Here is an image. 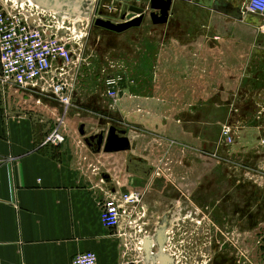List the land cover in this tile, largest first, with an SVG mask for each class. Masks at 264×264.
<instances>
[{
  "label": "crops",
  "instance_id": "0c3cea01",
  "mask_svg": "<svg viewBox=\"0 0 264 264\" xmlns=\"http://www.w3.org/2000/svg\"><path fill=\"white\" fill-rule=\"evenodd\" d=\"M248 1L172 0L167 25L176 4L200 5L207 9L209 21L208 32L202 37L214 43V47L224 46L223 51L228 53L230 43L236 38L234 23L247 30L260 23V20L257 21L260 15H251L246 11ZM32 2L49 13L48 19H55L52 33L58 27L59 37H76L75 40H85V34L80 37L82 32L77 35V27L90 24L91 16H97L95 11L102 2L108 6L104 9L107 13L116 9L118 4H125L123 0ZM131 2L134 3L133 0ZM143 2L148 4L151 0ZM236 13L239 14L234 19ZM241 14L247 17L241 18ZM197 27L194 21L192 25H184V30L180 31H191L195 35V31L197 34L201 32ZM260 27L264 28V23L257 25L256 29L260 31ZM189 37V40L183 38L180 41H198L193 35ZM179 55L182 60L183 53ZM100 72L97 75H105V70ZM120 74L123 73L117 72L116 76ZM119 85H124V81L121 80ZM96 99L76 100L79 106L75 103L74 109L72 107L66 113L51 94L35 90L17 92L0 83V264H71L77 255L87 252L95 253L99 264H130L136 253H127L125 248L127 220L124 218L116 229H107L100 219L104 201L115 191H145V198L151 204L148 223L144 222L139 231L132 229L139 236L137 240L141 243L139 250L143 254V264H187L184 259L174 257L168 249L169 234L176 233L187 224L194 228L197 235L193 238L196 253L189 264H264L263 189L250 182L240 185L251 195L246 196V211L242 209V213L234 214L231 209L229 215H223L225 220H229L226 226L223 225L225 228L212 227L204 239L200 222L202 214L206 216V213L200 209V199L199 203L193 197L186 202L184 196L176 197L162 190L164 183H160L162 180L154 182L155 170H152L151 160L138 156L139 145L136 142L130 139L135 144L131 151L110 154L95 153L85 145L80 132L82 126L87 136L104 133L98 131L99 111L88 108ZM62 116L68 128L66 143L44 146V141ZM105 132L107 134L109 130ZM103 174H109L111 182H106ZM202 191L199 188L195 193L205 194ZM205 196L210 203H214L213 197ZM228 202L232 208L235 202L233 191ZM154 217L155 226L151 222ZM206 217L214 218L213 215ZM138 224L139 221L135 223ZM146 239L152 241L150 253L144 249Z\"/></svg>",
  "mask_w": 264,
  "mask_h": 264
},
{
  "label": "rangeland",
  "instance_id": "374dc122",
  "mask_svg": "<svg viewBox=\"0 0 264 264\" xmlns=\"http://www.w3.org/2000/svg\"><path fill=\"white\" fill-rule=\"evenodd\" d=\"M143 4L148 8L151 2ZM261 16L257 18L260 23L248 30L234 23L236 38L228 53L224 46L214 47L202 37L208 32V11L197 4H176L169 25H155L147 14L140 27L122 33L96 26L98 15L91 16L90 24L77 27V35L82 32L80 37L85 34V40L71 41L75 61L81 58L72 109L80 100L98 98L88 106L99 111L103 130L98 127V131L111 127L126 132L128 139L139 145L138 156L151 160L153 180H162V190L184 196L186 202L193 197L199 203V198L202 213L214 216L209 219L202 214L204 239L212 227L225 228L229 220L223 215H229L231 209L234 214L246 211V196L251 195L240 185L250 182L264 190V28L256 29L264 23ZM194 21L199 34L180 31ZM192 35L198 41H180ZM100 70H105V75H97ZM117 72L123 73L124 85L118 86V98L112 99L107 95L108 81L119 77ZM199 188L213 197V204L205 194L195 193ZM231 191L232 208L228 202ZM133 193L142 200L129 211L138 214L125 215L122 220L128 222L127 239L135 247L139 236L132 229L139 231L148 223L151 204L145 191ZM195 236L188 224L169 234V252L174 257L180 255L172 247L175 244L181 260L191 263L196 253Z\"/></svg>",
  "mask_w": 264,
  "mask_h": 264
},
{
  "label": "built area",
  "instance_id": "2783aa9c",
  "mask_svg": "<svg viewBox=\"0 0 264 264\" xmlns=\"http://www.w3.org/2000/svg\"><path fill=\"white\" fill-rule=\"evenodd\" d=\"M245 9L249 14L261 16L264 14V0H249ZM47 14L31 2L0 0V83L17 92L35 90L41 94H51L67 113L72 108L81 63L80 57L75 61V47L71 46V41H83L59 37L58 27L52 33L55 19H48ZM121 80L119 76L108 81L109 98H118L117 90ZM67 139L68 128L62 116L47 136L44 146H61ZM141 200V196L135 193L115 191L109 194L101 207L102 225L107 229L118 228L123 216L138 214L129 209L135 208ZM126 240L127 253H136L135 258L129 261L130 264H143V254L139 250L141 243L134 247L129 239ZM172 247L183 257L175 244ZM71 264L99 263L95 253L87 252L77 255Z\"/></svg>",
  "mask_w": 264,
  "mask_h": 264
},
{
  "label": "water",
  "instance_id": "95a60500",
  "mask_svg": "<svg viewBox=\"0 0 264 264\" xmlns=\"http://www.w3.org/2000/svg\"><path fill=\"white\" fill-rule=\"evenodd\" d=\"M131 1L132 0H123L125 4L123 6L121 3L118 4L116 9L109 7V9L113 10H110V13L104 10L108 8V6L104 5V2H102L95 11L98 15V18L95 20L96 26L122 33L129 29L140 27L147 14L155 25H164L168 23L172 8V0H151V4L148 8L142 5L141 0H133L135 1L134 3ZM106 18L120 19L121 22L115 24L111 20H106ZM80 132L81 136L84 138L85 145L95 153H120L128 152L135 148V144L131 143L126 136V132L118 131L115 128H110L107 134L104 132L99 135L87 136L84 131V126H82ZM102 177L106 182H111L109 174H103ZM144 249L146 253L151 252L152 241L150 239L145 240Z\"/></svg>",
  "mask_w": 264,
  "mask_h": 264
},
{
  "label": "flooded vegetation",
  "instance_id": "af4514ba",
  "mask_svg": "<svg viewBox=\"0 0 264 264\" xmlns=\"http://www.w3.org/2000/svg\"><path fill=\"white\" fill-rule=\"evenodd\" d=\"M146 18V17H145ZM145 18H144V20H145ZM109 19V18H108ZM112 21H114V22H117L118 23V21H120V19H115V18H110Z\"/></svg>",
  "mask_w": 264,
  "mask_h": 264
},
{
  "label": "bare ground",
  "instance_id": "6f19581e",
  "mask_svg": "<svg viewBox=\"0 0 264 264\" xmlns=\"http://www.w3.org/2000/svg\"><path fill=\"white\" fill-rule=\"evenodd\" d=\"M30 2H32V0H29ZM33 3V2H32Z\"/></svg>",
  "mask_w": 264,
  "mask_h": 264
}]
</instances>
